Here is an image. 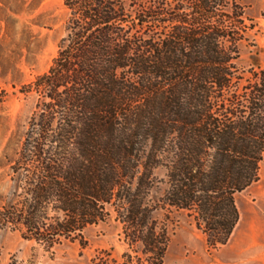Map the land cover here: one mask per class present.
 I'll list each match as a JSON object with an SVG mask.
<instances>
[{
  "label": "trees",
  "instance_id": "trees-1",
  "mask_svg": "<svg viewBox=\"0 0 264 264\" xmlns=\"http://www.w3.org/2000/svg\"><path fill=\"white\" fill-rule=\"evenodd\" d=\"M64 5L57 54L20 89L36 103L0 226L50 249L113 216L126 249L99 264H163L158 213L182 210L225 245L264 153V64L237 65L242 0Z\"/></svg>",
  "mask_w": 264,
  "mask_h": 264
},
{
  "label": "rangeland",
  "instance_id": "rangeland-1",
  "mask_svg": "<svg viewBox=\"0 0 264 264\" xmlns=\"http://www.w3.org/2000/svg\"><path fill=\"white\" fill-rule=\"evenodd\" d=\"M131 0H125L130 3ZM144 1V0H139ZM249 30L239 43L237 65L264 64V0H242ZM64 0H0V205L11 187L16 156L36 95L21 86L44 73L65 34ZM150 34V27L145 30ZM159 172V171H158ZM239 221L229 241L208 249L185 211L159 212L169 237L163 264H264V153L259 179L236 194ZM114 217L88 226L86 244L62 242L50 249L0 226V264H99L120 260L126 246Z\"/></svg>",
  "mask_w": 264,
  "mask_h": 264
}]
</instances>
